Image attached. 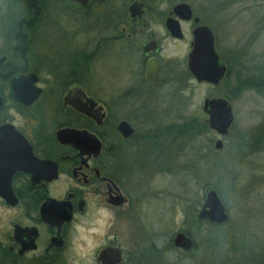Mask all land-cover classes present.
<instances>
[{
	"label": "flooded vegetation",
	"instance_id": "1",
	"mask_svg": "<svg viewBox=\"0 0 264 264\" xmlns=\"http://www.w3.org/2000/svg\"><path fill=\"white\" fill-rule=\"evenodd\" d=\"M18 3L23 17L0 25L7 31L0 34V128L10 144L0 147V264H65V233L73 211L84 207L82 188L98 193L116 215L113 232L119 242L102 248L97 264H162L165 252L192 253L196 241L188 232H177L161 249L157 233L141 224L140 179L157 165V151L146 144L155 132L142 137L136 122L143 118L140 104L150 89L178 85L179 74L190 75L194 33L206 26L214 34L220 3L37 0L38 13ZM161 3L168 5L163 12ZM181 4L190 7V20L175 12ZM152 21L163 25V35L146 31ZM170 21L179 23L182 38L172 36ZM170 43L187 47L181 64L166 54ZM132 64L140 77L128 93L119 92L117 81H96L98 74ZM149 68L158 74V85L147 79ZM31 75L36 83L31 78L15 83ZM34 86L41 96L33 104L16 99L14 88ZM122 122L132 127L131 138L119 132ZM63 130L87 132L100 145L61 144L57 135ZM62 182L73 188L61 198L54 193ZM179 233L193 239L190 251L175 247Z\"/></svg>",
	"mask_w": 264,
	"mask_h": 264
},
{
	"label": "rangeland",
	"instance_id": "2",
	"mask_svg": "<svg viewBox=\"0 0 264 264\" xmlns=\"http://www.w3.org/2000/svg\"><path fill=\"white\" fill-rule=\"evenodd\" d=\"M184 1L195 6L220 3L221 14L213 24L216 51L227 67H232L233 74L218 87L199 85L179 74L178 85L164 84L153 91L150 89L139 105L143 118L136 122V127L143 137L194 118L205 122L208 120L203 111L205 100L220 98L232 105L235 122L227 137H220L211 130L198 136L195 145L208 147L206 151L202 149L199 157L193 154L192 145L179 153L164 151V148L157 153V165L140 179L141 224L150 228L154 222L160 223L168 242L179 231L188 232L194 238L195 250L187 256L173 251L171 264H264V140L254 153L245 146L253 148L255 138L264 134V96L253 90L240 94L235 91L239 86L238 71L243 64L247 63L243 68L248 72L257 67H263L264 71V0ZM23 13L18 1L0 0V25L10 22L11 18H22ZM0 34L5 35L7 31ZM186 51L184 44L170 43L165 52L181 64ZM49 60L53 62L52 58ZM102 66L105 67L104 63ZM112 70L98 74L96 81L103 85L117 81L121 93H128L129 88L137 86L140 75L134 64L126 65L121 71ZM190 82L205 90L194 111L187 109V100L181 95ZM47 102L46 99L43 104ZM218 140L224 143L219 152L214 149ZM211 190L218 193L229 215V222L221 231L198 225L196 218ZM177 208L184 212L179 227L165 221Z\"/></svg>",
	"mask_w": 264,
	"mask_h": 264
},
{
	"label": "water",
	"instance_id": "3",
	"mask_svg": "<svg viewBox=\"0 0 264 264\" xmlns=\"http://www.w3.org/2000/svg\"><path fill=\"white\" fill-rule=\"evenodd\" d=\"M189 11L190 7L186 4H181L175 9L177 15L179 14L183 20H190L191 14L188 15ZM168 28L174 38L183 37L179 23L170 21ZM193 44V50L191 55H189V72L197 80V84L218 87L228 76V68L216 51L213 32L206 26L198 28L194 33ZM29 78H31V82L36 83L35 75L27 78L23 76V78L15 81V83L24 82ZM147 79L155 85H158L160 82L156 71L150 68L147 72ZM14 92L16 99L24 105L33 104L41 96V90L35 88V86L29 90L14 88ZM203 111L208 117L207 123L210 130L220 137H227L235 122V115L230 102L221 98L206 99ZM118 130L125 138H131L134 134L132 127L127 122H122ZM57 140L64 145H100L95 137L89 135L87 132H78L77 130H63L58 133ZM1 146L5 148L10 146L5 135V128H0ZM223 148L224 143L222 140H218L214 145V149L218 152L222 151ZM197 218L199 222H210L220 227L229 222L227 208L216 191H208L205 203L200 209ZM193 243V239L185 233H179L174 238L175 247H180V249L185 251H190L193 248Z\"/></svg>",
	"mask_w": 264,
	"mask_h": 264
},
{
	"label": "clouds",
	"instance_id": "4",
	"mask_svg": "<svg viewBox=\"0 0 264 264\" xmlns=\"http://www.w3.org/2000/svg\"><path fill=\"white\" fill-rule=\"evenodd\" d=\"M167 4L161 3L158 5L159 11L163 12L167 8ZM149 34L163 35L164 27L157 21H152L148 24L147 30ZM204 89L196 86L194 82H190V86L183 89L181 95L186 98V107L189 111H194L204 95ZM73 188L71 183H63L61 191L54 193L62 198L64 193H67ZM84 193L82 199L84 201L83 209L77 208L72 213V219L68 224L64 249L65 264H97V256L99 251L111 242H119V237L113 232L116 222V215L111 205L103 200L98 193H92L90 189H81ZM32 216H36L33 212ZM23 219V217H21ZM184 219V212L181 208H177L174 215L165 217L166 222L179 227ZM8 229L7 222L5 223V231ZM150 231L156 232L159 235L157 247L163 249L167 244V238L164 235L163 226L160 223H153ZM164 260L167 264H171L173 253L165 252ZM190 264V262H186Z\"/></svg>",
	"mask_w": 264,
	"mask_h": 264
},
{
	"label": "trees",
	"instance_id": "5",
	"mask_svg": "<svg viewBox=\"0 0 264 264\" xmlns=\"http://www.w3.org/2000/svg\"><path fill=\"white\" fill-rule=\"evenodd\" d=\"M15 1H19V0H15ZM20 1L25 2L31 11L38 13L37 0H20ZM239 63L241 64V62ZM243 65L242 67H240V70L238 71L239 86L235 89L236 93L240 94L241 92L246 91V90H253L264 96V71L262 69L263 67H257L255 70L248 72L247 68H243L247 65V63ZM227 74H228L227 78L231 74H233L231 66H229ZM191 76L192 75L188 74L189 79L192 78ZM209 130L210 128L208 126L207 120L203 122L201 120L194 118V119H190L182 123L181 125L168 127L163 130H157L153 136L148 138L147 140L148 143L146 142V144L152 145L153 147H155L158 154L161 153L160 151L163 148L166 149L164 151L179 153V152H182L183 150L185 151L187 146L189 147V145H192V150L194 151L193 154L196 157H199L202 149L203 150L205 149L206 151L208 147H205V148L198 147V145H195L194 141L202 133L208 132ZM171 134H175V135L170 137L169 135ZM176 139L178 140V143H176ZM263 140H264V134L255 138L254 143H253V148H251L252 146L247 145V144L245 146H248L249 149H253L254 150L253 153H254L257 151V148L260 145H262ZM199 224L200 226L207 225L214 229H220V231L224 227V226L220 227V226L208 223V222H205L203 224L198 222V225Z\"/></svg>",
	"mask_w": 264,
	"mask_h": 264
},
{
	"label": "bare ground",
	"instance_id": "6",
	"mask_svg": "<svg viewBox=\"0 0 264 264\" xmlns=\"http://www.w3.org/2000/svg\"><path fill=\"white\" fill-rule=\"evenodd\" d=\"M227 68H228V67H227ZM190 75H191V73H190ZM191 77H192L193 80L197 81L193 76H191Z\"/></svg>",
	"mask_w": 264,
	"mask_h": 264
}]
</instances>
